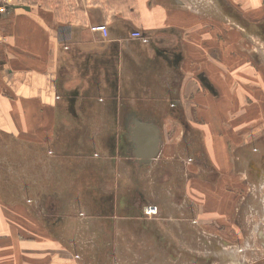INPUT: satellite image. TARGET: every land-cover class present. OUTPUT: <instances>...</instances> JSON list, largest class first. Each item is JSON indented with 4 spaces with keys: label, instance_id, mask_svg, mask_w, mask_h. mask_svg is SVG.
<instances>
[{
    "label": "crops",
    "instance_id": "obj_1",
    "mask_svg": "<svg viewBox=\"0 0 264 264\" xmlns=\"http://www.w3.org/2000/svg\"><path fill=\"white\" fill-rule=\"evenodd\" d=\"M194 1L203 2L26 0L27 11L0 18V264L170 263L177 255L164 244L190 246L213 225L239 232L251 197L239 155L264 129L255 126L264 98L256 68L224 45L234 31ZM97 25L107 38L90 30ZM68 93L78 95L75 114ZM135 124L159 133L146 164L134 156ZM73 128L122 137L111 159L100 142L91 155L103 158H80L89 149L75 155L64 144ZM148 205L156 215H143Z\"/></svg>",
    "mask_w": 264,
    "mask_h": 264
},
{
    "label": "rangeland",
    "instance_id": "obj_2",
    "mask_svg": "<svg viewBox=\"0 0 264 264\" xmlns=\"http://www.w3.org/2000/svg\"><path fill=\"white\" fill-rule=\"evenodd\" d=\"M26 0H18L22 5L28 6ZM203 2H191L193 8L200 12L204 17L217 19L223 21L224 31H234V36L231 38H224V45L227 47H239L240 63L252 64L256 68L257 75V92H262V98H264V6L257 4V2H264V0H202ZM212 1V2H209ZM234 2V3H233ZM239 2V3H238ZM251 2V3H249ZM258 5V6H257ZM256 11L258 13H253ZM232 29V30H231ZM87 98V96H85ZM84 98V99H85ZM65 106L69 113L75 114L77 107L76 100L77 94L68 93L66 96ZM86 102V101H85ZM81 102L82 109L88 107V104ZM257 107H260L263 114L255 120L256 128L264 125V101H257ZM74 127H77L78 120L71 119ZM88 120L85 122L87 123ZM112 124L108 122L107 128L113 127L116 129L117 120H112ZM138 122H143L140 119ZM84 122V123H85ZM233 122H235L233 120ZM83 123V122H81ZM85 123V124H86ZM97 123V125H95ZM100 123V124H99ZM103 120H94V127L96 129L100 125L103 127ZM85 127L87 125H84ZM92 126V127H93ZM80 127H83L80 125ZM113 129V131L115 130ZM82 130V128H81ZM84 130V128H83ZM69 134L66 132L63 135L64 144L68 148H73V152L77 155V152L83 153V149H89L88 152L84 151L85 155H81L80 158L88 157L100 159L103 158L98 152L96 154L91 149L93 145L98 144L106 146L107 157L112 158L113 155V141L120 135H108L107 139L99 140L94 139L92 135L78 134L75 128L72 129ZM116 131V130H115ZM97 137V136H95ZM101 137V136H99ZM109 138V139H108ZM112 138V139H111ZM95 140V141H94ZM241 141V140H240ZM97 142V143H96ZM247 149L240 150V162H238V169L242 170V173L248 176L247 182L241 190L246 192L251 197L246 200L245 209L243 212L242 222L240 224L239 232L234 235H230V229L227 232L217 233V228L213 225L208 226L207 231L197 230L198 234H191V245L186 246L183 244L176 245V247L164 244L162 247L169 255H177L174 261L160 262L159 264H264V129L254 136L253 141L245 144ZM245 147V146H243ZM65 158H70L65 154ZM112 166V165H111ZM114 166V165H113ZM112 166V170H113ZM101 169H97L100 171ZM90 172V171H89ZM85 174L87 172L85 171ZM249 195V196H250ZM144 207V206H143ZM142 207V208H143ZM48 219L55 221L58 216H47ZM188 224L193 227H197V223L193 218H190ZM212 225V224H209ZM228 233V238L225 237ZM204 234V235H203ZM220 235V236H219ZM205 236L206 242L201 243L200 240H196L198 237ZM228 244L219 245L217 238L221 237ZM190 238V236H189ZM174 251V253H173ZM226 252L230 256L236 255V258L231 261L222 262L220 259V253ZM183 255L185 258H179ZM115 264V263H112ZM118 264V263H116ZM125 264H136L128 260Z\"/></svg>",
    "mask_w": 264,
    "mask_h": 264
},
{
    "label": "water",
    "instance_id": "obj_3",
    "mask_svg": "<svg viewBox=\"0 0 264 264\" xmlns=\"http://www.w3.org/2000/svg\"><path fill=\"white\" fill-rule=\"evenodd\" d=\"M18 9L26 10V7ZM131 141L136 145L134 152L135 159L140 164H146L153 159L158 151L160 144V137L158 130L147 124H135L132 131Z\"/></svg>",
    "mask_w": 264,
    "mask_h": 264
},
{
    "label": "built area",
    "instance_id": "obj_4",
    "mask_svg": "<svg viewBox=\"0 0 264 264\" xmlns=\"http://www.w3.org/2000/svg\"><path fill=\"white\" fill-rule=\"evenodd\" d=\"M20 7H24L18 2V0H0V18L14 12ZM94 33L101 34L102 38H107L108 30L105 25H97L90 28ZM131 37L134 39H139L142 42H146L139 31H134L131 33ZM157 214V207L153 205H148L143 208L144 216H153Z\"/></svg>",
    "mask_w": 264,
    "mask_h": 264
}]
</instances>
